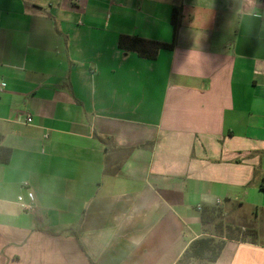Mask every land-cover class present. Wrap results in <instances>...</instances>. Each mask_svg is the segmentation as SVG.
<instances>
[{"label": "crops", "instance_id": "obj_1", "mask_svg": "<svg viewBox=\"0 0 264 264\" xmlns=\"http://www.w3.org/2000/svg\"><path fill=\"white\" fill-rule=\"evenodd\" d=\"M0 87V264H264V0H0Z\"/></svg>", "mask_w": 264, "mask_h": 264}, {"label": "trees", "instance_id": "obj_2", "mask_svg": "<svg viewBox=\"0 0 264 264\" xmlns=\"http://www.w3.org/2000/svg\"><path fill=\"white\" fill-rule=\"evenodd\" d=\"M180 9L174 8L173 15H172V24L175 31L178 29V19H179ZM119 47L125 51L130 52H137L141 56L146 57L148 59H155L157 53L160 49H174V45H165L161 43H151L139 37H121L119 41ZM12 151L7 148H3L0 146V163L7 164L11 159ZM264 189V183L261 186ZM214 211H205L202 214V224H203V231L206 235L204 238H201L195 242H193L189 249L183 255V258L179 261V264H185L191 258L196 259H206L210 263H215L218 258L220 257L226 242H215L216 234H211L208 230V227L215 222V218L213 217ZM218 225V224H217ZM241 233V234H240ZM255 231L251 230L250 228H246L244 233L238 232L236 234V240L241 242H248V236L253 235L255 236ZM235 237V236H234ZM238 237V238H237ZM223 238V237H222ZM230 237L229 239H232Z\"/></svg>", "mask_w": 264, "mask_h": 264}, {"label": "rangeland", "instance_id": "obj_3", "mask_svg": "<svg viewBox=\"0 0 264 264\" xmlns=\"http://www.w3.org/2000/svg\"><path fill=\"white\" fill-rule=\"evenodd\" d=\"M213 217L215 218V222H213L210 227H208V230L211 234H216L227 239L234 236L236 237L238 232H242L241 229L238 228L242 224V220L240 218L238 220H233L232 218L226 217L220 219V217H222V212L220 209H217L213 212ZM222 237H216L215 242H222V239H220Z\"/></svg>", "mask_w": 264, "mask_h": 264}, {"label": "built area", "instance_id": "obj_4", "mask_svg": "<svg viewBox=\"0 0 264 264\" xmlns=\"http://www.w3.org/2000/svg\"><path fill=\"white\" fill-rule=\"evenodd\" d=\"M0 91H2V88L1 87H0ZM27 123H32V118H28L27 119ZM29 198H30V200H33L34 199V197H33L32 194L29 195ZM18 201H19V203H21V205L23 206L24 209L29 210V211L32 210V206L31 205L25 204L23 197H19L18 198Z\"/></svg>", "mask_w": 264, "mask_h": 264}]
</instances>
